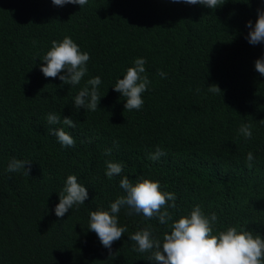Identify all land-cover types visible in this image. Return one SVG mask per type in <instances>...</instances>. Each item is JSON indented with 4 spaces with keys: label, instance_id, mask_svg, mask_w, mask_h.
<instances>
[{
    "label": "trees",
    "instance_id": "1",
    "mask_svg": "<svg viewBox=\"0 0 264 264\" xmlns=\"http://www.w3.org/2000/svg\"><path fill=\"white\" fill-rule=\"evenodd\" d=\"M0 264H264V0H0Z\"/></svg>",
    "mask_w": 264,
    "mask_h": 264
}]
</instances>
